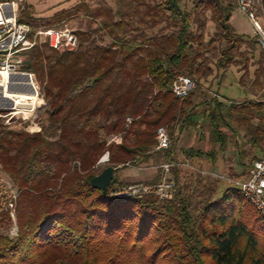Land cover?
I'll return each mask as SVG.
<instances>
[{"label":"trees","instance_id":"trees-1","mask_svg":"<svg viewBox=\"0 0 264 264\" xmlns=\"http://www.w3.org/2000/svg\"><path fill=\"white\" fill-rule=\"evenodd\" d=\"M6 1L14 0L0 3ZM235 8V0H193L190 9L181 0H133L127 11L98 9L106 14L101 31L110 39L107 44H87L94 36L78 30L76 50L43 43L27 51L23 68L42 91L48 124L30 132L0 117V170L16 189L11 200L18 230L16 236L0 233V264H264V217L233 185L219 193L206 176L189 184L180 165L172 168L171 200L152 194L113 198L112 186L127 185L114 177L106 194L91 183L106 151L115 170L136 165L156 152L159 126L173 136L176 128L194 123L195 93L176 97L172 85L181 74L197 81L211 74L206 53L215 42L221 44L214 63L218 71L240 66L242 84L264 87V51L258 58L242 52L244 43H256L232 25ZM83 9L97 15L80 2L39 18L24 2L19 19L35 27L58 26ZM209 20L215 31L206 40ZM213 102L207 113L212 135L225 147L216 111H233L239 104L217 96ZM262 111V100L249 101L243 110L249 116ZM248 132L259 146L264 127ZM116 134L123 141L108 144ZM186 153L214 156L200 149ZM6 201L0 194V228L12 224Z\"/></svg>","mask_w":264,"mask_h":264},{"label":"rangeland","instance_id":"rangeland-1","mask_svg":"<svg viewBox=\"0 0 264 264\" xmlns=\"http://www.w3.org/2000/svg\"><path fill=\"white\" fill-rule=\"evenodd\" d=\"M18 2L19 7L22 3L26 2L27 4L33 7L34 15L39 18H49L52 17L55 13L62 9H69L75 6L80 2H86L89 6L91 13L96 16H92L89 12H86L84 9L77 11L76 14H72L70 18L63 22V24L58 25V27H67L71 30L86 31L91 32L94 36V39L91 38L87 44L109 43V38L103 34L101 31V21L105 19L106 14L99 12L98 9H111L114 13L118 9L122 11H127L130 5L133 3V0H14ZM11 2V1H6ZM236 2V0H235ZM182 5L186 9H190L193 5V0H181ZM20 10V9H19ZM99 12V13H98ZM20 14V11H19ZM117 19L118 16L114 15ZM231 23L235 27L236 31L246 38L254 37V29L246 15L239 9L235 8L232 17ZM215 31V26L212 20H209L207 23L205 39L209 40L210 36L213 35ZM95 40V41H94ZM256 45V44H255ZM221 47L219 42H215L209 51L206 53V56L211 60L213 72L208 76L202 78L201 80H195L196 87L192 92L195 93L193 96L194 103H197L198 106L195 108L196 118L194 123L182 129L179 133L178 130H175V133L172 137V146L170 148V153L174 152L175 157L169 155V150L156 151L152 156L146 160L148 164H136L133 166H121L120 167H130L137 171H144L146 174V181H139L136 183H147L152 182V178L156 172L158 175L157 179L160 177V168L158 165L161 163L170 161L174 158L175 162L183 161L185 156L187 157L186 151L202 150L204 152H210L215 155L218 153L221 155L225 169L223 172L231 177H237L240 175L234 174L230 168L227 166L229 164H237V168L242 171L251 164V162L258 158L264 156V139L259 142V146L252 143L250 139V133L248 131L254 130L256 127H264V122L262 117H264V111L252 116L247 115L243 112L249 108V101H264V87L263 86H247L240 82L241 72L239 71L238 66L231 65L225 72L220 70L218 71L214 65L215 61L219 58L218 48ZM212 48H214L212 50ZM242 52H248V55L255 54L256 58L259 57L260 49L256 46L251 45L250 43H244L242 47ZM247 54V53H246ZM244 55H240L239 60H244ZM24 62V60H23ZM243 65V63H242ZM254 66L251 68V73L254 72ZM22 73H19V76H12L15 82L11 83L10 90H4L0 88V108L4 112L9 113V116L5 117V123L9 124L12 128L15 129H25L30 132H36L37 130L43 129L48 124L47 112L48 106L45 99L43 98L42 91L36 84L34 75L30 80L26 76H22ZM24 74V73H23ZM1 81V80H0ZM37 90L34 91L33 87ZM218 97L224 103L237 102L238 107L231 111L228 107H223L219 111H216L218 128L222 130V133L226 137L225 147H221L215 137L212 135V123L210 118L207 116L209 108H213L215 105L213 102L214 97ZM206 102L212 104L211 107H207ZM240 106V107H239ZM210 109V110H211ZM19 112L21 115H11L14 111ZM29 116V119L27 118ZM244 118L246 120H244ZM240 152L241 153L240 155ZM156 155V156H155ZM211 156H207V158ZM221 164L219 161L218 165ZM110 166L109 162L102 164L97 167V172H102L104 168ZM137 166V167H136ZM183 166V165H180ZM243 166V167H241ZM138 167H143L145 169H139ZM187 167V166H186ZM183 168V167H182ZM204 170V167H199ZM121 170V168H120ZM183 169L182 180L188 182L189 184H195L196 179H203L204 176H200L193 172L190 168ZM216 171V170H210ZM117 172L114 174V179L116 178ZM155 177V178H156ZM208 178V179H207ZM208 182L218 185L219 193L226 187L231 186L232 184L229 181L219 180L207 176ZM157 181V180H156ZM131 183V184H136ZM128 185V184H127ZM120 187L112 186V190L118 189ZM195 188V187H194ZM16 193V189L12 182L11 177L6 173L0 170V194L5 195L8 201V204L4 202L5 207H10L9 201L13 198V195ZM12 224L5 228H0V233L8 234L11 236L17 235V224L16 217L13 212H11ZM65 236V235H63Z\"/></svg>","mask_w":264,"mask_h":264},{"label":"built area","instance_id":"built-area-1","mask_svg":"<svg viewBox=\"0 0 264 264\" xmlns=\"http://www.w3.org/2000/svg\"><path fill=\"white\" fill-rule=\"evenodd\" d=\"M236 8L246 15L254 29L255 43L259 49L264 51V1L236 0ZM19 9V4L15 1L0 3V73L7 72L10 75L17 76L19 75L15 73H28L33 78L34 74L32 72L24 70L23 60L27 51L43 43L58 51H73L77 49L79 40L73 30L58 26H32L29 23L20 21ZM195 87L196 83L192 77L181 74L174 81L172 91L176 97L185 98ZM11 115H13V112ZM6 116H9V113L4 112L0 108V117ZM27 118L29 119V116ZM155 138L156 146L154 151L168 150L172 145V137L168 127L165 125L157 128ZM122 141V135L116 134L109 138L108 144H119ZM109 161V151H106L99 158L96 167ZM126 165L135 166L130 163ZM175 165L187 166L200 176L229 181L243 193L245 198L264 217V156L254 159L247 169L237 177H231L217 171L204 170L186 162L173 163L167 161L158 165L161 171L157 181L149 184H128L113 190L111 196L122 200L133 197L142 198L146 194H152L162 201L171 200L174 198L176 190V183L172 174V168ZM138 168L145 169L143 167ZM13 197H16V193ZM9 205L13 214L14 203L12 200Z\"/></svg>","mask_w":264,"mask_h":264},{"label":"crops","instance_id":"crops-1","mask_svg":"<svg viewBox=\"0 0 264 264\" xmlns=\"http://www.w3.org/2000/svg\"><path fill=\"white\" fill-rule=\"evenodd\" d=\"M238 67H240V66H238ZM239 71H240V68H239ZM251 76L253 77V75H251ZM176 130H178L179 133L182 131L179 128H176ZM170 148L168 150L172 151V150H170ZM171 157H175L174 152L171 153ZM221 159H222L221 155L218 153H215V155L211 156L210 158L209 157L208 158L207 157H191L190 158L188 156L187 157L185 156L183 161H177L176 163H185L186 162V163L193 164L197 167H204L205 169H208V170H216L217 172H223L226 167L224 165L223 160H221ZM148 161L139 159L137 164H142V163L148 164L147 163ZM219 161H221V164L218 165ZM133 167H135V166H133ZM182 167L186 168V166H182ZM227 167L230 168V170L234 174L240 175L247 169L248 166L245 168V170H242V171H240L237 168V164H229ZM241 167H243V166H241ZM120 168H121V170H120ZM120 168L118 166V169L114 171V174H115V172H117L115 180H117L119 182H123L125 184H131V183L139 182L141 180L146 181V179H147L144 171L143 172L137 171V170L132 169L130 167H120ZM157 175H158V173L156 172V174L154 175V178H152L153 179L152 182H148V183L155 182L157 180V177H156ZM113 177H114V175H113Z\"/></svg>","mask_w":264,"mask_h":264},{"label":"water","instance_id":"water-1","mask_svg":"<svg viewBox=\"0 0 264 264\" xmlns=\"http://www.w3.org/2000/svg\"><path fill=\"white\" fill-rule=\"evenodd\" d=\"M22 76H26L28 79H32L31 78V74L29 75L28 73L26 74H22ZM33 87V86H32ZM34 91L36 92L35 88L33 87ZM114 171H115V167L110 165L106 168H104V170L98 174L97 176H95L91 183L92 186L94 188L100 189L103 191V193H107L108 191V187L111 185L112 183V179H113V175H114Z\"/></svg>","mask_w":264,"mask_h":264},{"label":"bare ground","instance_id":"bare-ground-1","mask_svg":"<svg viewBox=\"0 0 264 264\" xmlns=\"http://www.w3.org/2000/svg\"><path fill=\"white\" fill-rule=\"evenodd\" d=\"M18 74L19 73H15ZM12 76H17V75H10L7 72H2L0 73V88L4 89V90H10L11 89V83L15 82V80H13Z\"/></svg>","mask_w":264,"mask_h":264}]
</instances>
